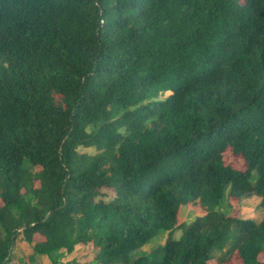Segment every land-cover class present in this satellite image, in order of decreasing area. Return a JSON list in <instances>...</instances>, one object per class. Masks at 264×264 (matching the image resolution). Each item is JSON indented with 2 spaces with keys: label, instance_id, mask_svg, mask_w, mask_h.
Segmentation results:
<instances>
[{
  "label": "trees",
  "instance_id": "1",
  "mask_svg": "<svg viewBox=\"0 0 264 264\" xmlns=\"http://www.w3.org/2000/svg\"><path fill=\"white\" fill-rule=\"evenodd\" d=\"M249 195L264 0H0V264L19 237L50 264H264V217L220 211Z\"/></svg>",
  "mask_w": 264,
  "mask_h": 264
},
{
  "label": "rangeland",
  "instance_id": "2",
  "mask_svg": "<svg viewBox=\"0 0 264 264\" xmlns=\"http://www.w3.org/2000/svg\"><path fill=\"white\" fill-rule=\"evenodd\" d=\"M81 151H85L88 154L96 153L94 148L88 149H81ZM224 161L232 165L235 168L242 169L243 164L240 160H234L229 153L224 154ZM108 196H112L111 192H108ZM261 199L255 195H249L245 198H242L239 201L232 200L231 206L227 208L226 206L222 207L220 211L228 213L232 216L239 217V218H251L254 220H260L264 217V206L260 205ZM204 212L196 205L189 204V205H182L179 209L178 213V223L186 222L190 223L195 220L197 217L202 216ZM167 233L162 232L158 236L154 237L147 245L143 248H139L135 251H132L131 254L141 251H149L151 248L157 245H163ZM181 235L180 231H175L173 233V238L178 239ZM77 249V247H75ZM96 249L92 248L89 245L83 254L79 255L78 257H74L75 253L70 255H63L58 261V264H96L94 260V256L96 254ZM33 254H32V245L24 243L20 237L17 238L15 241L10 259L8 264H50L49 261L44 257L43 261H36L33 263ZM74 257V258H73ZM73 258V259H72ZM260 260H264V255L259 256ZM238 264V263H235Z\"/></svg>",
  "mask_w": 264,
  "mask_h": 264
},
{
  "label": "crops",
  "instance_id": "3",
  "mask_svg": "<svg viewBox=\"0 0 264 264\" xmlns=\"http://www.w3.org/2000/svg\"><path fill=\"white\" fill-rule=\"evenodd\" d=\"M43 258H44V256L34 255L33 258H32L34 260L33 263L36 262V261H41L42 262Z\"/></svg>",
  "mask_w": 264,
  "mask_h": 264
}]
</instances>
